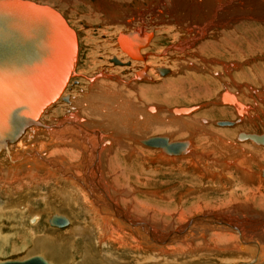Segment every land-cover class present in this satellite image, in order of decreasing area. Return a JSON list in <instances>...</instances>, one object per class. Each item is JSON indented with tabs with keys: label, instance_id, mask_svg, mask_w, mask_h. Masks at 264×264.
I'll list each match as a JSON object with an SVG mask.
<instances>
[{
	"label": "bare ground",
	"instance_id": "1",
	"mask_svg": "<svg viewBox=\"0 0 264 264\" xmlns=\"http://www.w3.org/2000/svg\"><path fill=\"white\" fill-rule=\"evenodd\" d=\"M119 1L111 0V5L121 10L117 5L120 3ZM131 1L139 2L140 5L147 3L145 11L127 7L123 13L124 16L120 18H114V14L108 13L105 19L101 20V30H96V33L105 35L104 39H100L99 43H95L98 36L92 37L86 31L84 41L87 44L95 43V48L103 51L112 42L110 37L115 34L114 30L117 27L122 28L117 24L119 22L125 28L114 35V40L117 42V37L120 34L133 33L134 37L124 39V44L125 47L128 46L129 48L136 47L137 55L132 56L131 51L123 49L117 43L120 47V50H118L119 55L114 54L112 51L110 53L111 56L114 55V58L110 56L111 59H109L115 66L105 64L108 68H103L105 70L110 69L116 76L108 74L99 76L113 80L109 81L99 77L88 79L89 85L86 92L82 90L75 98L73 96L69 98V95H67V101L61 105V111L55 108L56 103L54 102L63 96L62 93L74 74L78 50L77 34L65 17L49 6L57 11L65 23L73 29L75 53L71 59L72 65L66 84L58 96L49 103L39 105L42 99V90H33L34 87H30L28 91L32 89L37 93H33L31 97L27 94L25 99H21V97L14 98L12 89L0 88V92L4 95L0 100V154L6 152L9 161H13L19 159V157H14L12 152L25 148L20 153L26 152L29 160L37 164L35 170L30 172L29 182L9 186V189L12 193L19 194L20 192L19 195L26 192L24 197L26 199L29 196L28 187L31 186L30 184L34 185L33 188H37L35 186L39 187L40 179L38 177L41 176V170L38 165L46 166L43 169L44 173H48V177L53 178L57 186H60L61 183H68L64 187H59V194L54 197L53 201H59L61 204L57 206H61L67 213L70 212L76 218H79L80 210L76 208L74 202V197L79 196L81 207L89 216L88 225L84 229L82 228L83 231L80 233H76L78 232L76 228L70 230L69 233L72 237L80 234L84 242L76 246L78 249H74V245L68 244L69 247H67L68 245L64 244V246L66 248L71 246L70 250L73 249V251H81L82 258L80 260L85 264H104L105 256L101 255V260H96L98 254L95 251L104 248L107 242L122 246L121 241L127 245L126 249L130 248L134 251L141 250L143 252L150 247L156 249L158 252L156 259L159 256L162 258L166 256V259L160 262L164 264L170 257H176L177 255L191 258V262L199 263V260L202 259L200 255L206 249V252H208L210 245H213V250L228 251L229 253L242 252L245 248L247 250L245 254H240L242 255L241 258L248 261V263L252 261L257 263L256 258L252 260L250 258L253 257L255 250L259 253L264 252V246L259 247V244L249 246L243 235H249L247 229H254V234L264 233V224L261 220L260 222L258 220L254 222H251V220L250 222L242 221L241 216L243 215L244 202L253 203L264 211V177L261 175L263 167H257L256 172L251 169L253 164L264 163V148H261L264 145L259 146L260 144L249 139H237L238 141H244L243 145H238L235 142V133L237 132L234 133V129L224 127H219L224 129H218L214 126H233L236 123L235 121L227 120L231 121L229 125H219L216 123L217 121L214 122V125L212 123L213 116L217 115L216 113H220L219 116L231 118L237 115L239 119L245 114L247 117L244 119L243 124L237 128H243L245 131L257 129V118L254 119L253 112L247 113L250 107L240 101L250 99L244 91L242 92L246 96H240L224 89L218 96V102L216 103L223 104L222 102H226L232 106L222 105L219 111L214 113H208L206 110L203 113L189 115L199 109L201 105H182V107H191V110L186 113H177L174 109L180 108V106H175L169 110V113H171L169 114L164 107L172 101L168 99L170 97L176 99L177 96L184 97L185 94L182 93L181 89L186 90L188 86L193 89L197 85L196 82L200 80L199 69L196 66H205L210 64L208 62L214 63L216 60L213 58L205 59L206 57L200 59L197 57V60L187 58L185 64H183L181 59L178 61V58H176L170 65H167L160 61L158 63L150 61L152 57L147 59L144 48L147 47L149 39H151V32H155L154 39H156V42L172 37L173 40H177L175 43L176 48L182 51L191 49L197 44L194 48L196 51L190 55L194 59L196 52L198 54H216L228 57L234 51L235 54L241 56L240 45H245L246 49L252 51L251 54L256 49L259 52L258 49L264 50V0ZM34 3L46 5L44 2ZM153 3H156V8H159L156 13L149 8V5ZM163 11L166 16V19H164L166 23L160 20L164 18ZM124 17L126 18L124 19ZM157 17L160 19H157ZM191 32H194V35H190ZM136 42L142 45L137 46ZM54 57L55 54L47 57L52 65H54ZM261 58L263 56L251 57L248 60L253 62L255 59ZM112 59H115L116 62ZM199 61L202 63L199 64ZM194 62L198 64H194ZM230 62L219 63L227 73L229 70L239 67L235 60ZM207 67L208 70L215 68ZM171 68L185 70L181 72L182 74L175 75L172 69V75L175 76L165 78L164 76L167 73H171ZM151 75L162 82L159 84L153 83L154 79L149 80L147 78ZM204 76L209 77L208 75ZM243 76L263 86L264 62H261L260 65L257 62L254 63L253 68L248 72H243L240 78ZM187 80L188 82H185ZM193 80L195 81L193 82ZM188 83L191 84L188 85ZM180 84L183 87H180ZM240 85L237 84V87ZM206 86L202 88L197 85L196 91L202 89L205 94L209 95L211 89L208 92ZM244 86L257 97L259 102L256 106L263 109L264 88L260 87L261 89L258 91L251 82L250 85L244 83ZM157 94L163 97L161 104H157L153 100ZM192 94L195 96V92H192ZM196 95L201 96L202 94L197 93ZM37 107L39 108L38 113L32 114V108ZM46 111L49 112L43 118ZM58 112L66 115L64 121L59 122L56 119L57 123L45 125V121H52V116ZM174 113L183 115H175ZM172 114L175 116L171 117ZM21 120V128L18 131L14 124L19 123ZM99 128H101V133ZM245 131L242 132L251 133ZM44 132L47 133L49 141L39 140L38 134ZM90 133L97 136L101 135V138L93 143L89 138ZM166 133H170L171 140L186 139L181 141H188L189 147L187 142L184 152L180 154H169L160 148L163 153L160 149L157 150V157L163 162L159 161L156 165H151L155 160L149 158V150L140 144V141L142 143V140L145 139L141 140L140 137H147V139L164 137L169 142L166 136L158 135H167ZM11 136L12 139H10ZM247 140H249V144H245ZM252 142L258 146L251 144ZM16 144H18L17 147ZM198 148H200L199 151ZM9 149L12 150L9 151ZM164 153L181 156H166ZM100 154L101 167H94L95 164L99 166V162L96 161L95 157L100 156ZM28 163L29 161H26L23 164ZM159 177L165 179L164 183H169L162 186L161 191L154 187L162 185L161 183L152 184L156 183ZM143 187H151L152 189H143ZM137 191L150 193L154 197H146V199L145 197H137L134 195ZM117 200L123 205H132L133 212L137 216H128V211L124 212L119 208L116 203ZM238 201L239 203L236 204ZM187 203L190 206L185 207ZM109 207L115 215L122 213L123 216L118 217V219L126 221L129 226H125L111 214H108ZM230 211L238 213L233 214ZM149 212L150 214L147 215ZM194 214H196V217L187 220L189 216ZM238 214H241V216H236ZM140 215L149 216L163 223L167 219H171V221L174 219L180 222L176 224L181 225V227L166 231L168 233H161L157 231V224L141 220ZM33 217H38V213H33L30 219ZM65 218L68 221L66 226H68L70 220L67 217ZM30 219L28 220L30 221ZM199 219L200 221L194 223ZM185 220L187 221L183 222ZM110 222L115 225L108 227ZM144 226L148 230L147 234L140 231ZM218 229L230 231L222 232ZM100 233V238H97L96 234ZM146 238L151 239L148 241ZM184 238H186V242H178ZM35 239L36 241H34ZM0 242L2 241L0 240ZM143 242L151 246L143 245ZM33 243L36 247L40 246V249L42 247V249H46L40 239L34 238ZM225 243V246L220 245ZM45 247L52 250V244H47ZM194 251H196V255L192 254ZM52 253L50 251V254ZM36 254L54 262L53 259L44 256L43 253ZM52 257L55 258V255L52 254ZM229 258L231 256L225 257L226 260ZM200 262L204 261L200 260ZM54 263L58 264V262Z\"/></svg>",
	"mask_w": 264,
	"mask_h": 264
},
{
	"label": "rangeland",
	"instance_id": "2",
	"mask_svg": "<svg viewBox=\"0 0 264 264\" xmlns=\"http://www.w3.org/2000/svg\"><path fill=\"white\" fill-rule=\"evenodd\" d=\"M32 1L37 2V3H43L44 2L46 5L54 8L57 11H59V13H61L65 17L68 24L75 30V32L77 34L78 50H77V56L75 59L74 74L71 77L69 84L65 88L64 92L62 93V95H69V98L72 96L75 98V96L79 92H81L82 90H84L86 92L88 85H89L88 79H93V78H96L99 76H105L104 74L116 76L115 73L113 71H111L110 69L105 70L103 68H108L107 66H105V64H112L109 59H111L112 57L114 58V55L111 56L112 54L110 52L113 51L114 54L119 55L118 50H120V47L118 46L116 40H114V35H116L119 31L124 30L125 26L118 22L117 24L119 26H122V28L117 27V29L114 30L115 34H113V36L110 37V38H112V42H110L106 46V48L103 49V51L96 49L95 43H99L100 39L102 40L105 37V35L103 33H96L97 32L96 30H99V31L101 30V20L105 19V17L107 16L106 14L112 13L115 15V16L113 15L114 18H116V17L120 18V17L124 16L123 13L126 11L127 7H129V9L132 8V9L141 10V11H145V9L147 7V3L140 5V4H138L139 2H135V1H131V0H127V1L126 0H122V1L120 0L119 1L120 3L117 5H119L121 10L119 8L113 7L111 5V0H32ZM209 2H210V0H209ZM120 4H121V6H120ZM149 8L153 9L154 13H156L159 10V8H156V3L149 5ZM162 15L164 16L163 19H160L158 17H157V19L163 20V22L166 23L164 21V19H166L164 11L162 12ZM145 16H147V15L145 14ZM125 18L126 17H124V19ZM87 19H89V20H87ZM119 20H122V19H119ZM86 31H88L92 37L98 36L97 38L99 40L97 39V41L95 43L87 44L84 41V35H85ZM151 33H152V35L150 37L151 39H149L147 47L144 48V52L147 54V59H150L149 57H152L150 60L152 62L158 63L160 61V62H163L167 65H170L172 61H174L176 58H178V61H180V59H181L183 64H185V61L187 60V58H190V60L191 59L197 60V57H199V59L202 57H206L205 59H208V58L212 59L213 58L214 60H216V61H214V63L208 62L210 64L205 65V66H196L199 69L198 75L200 76V80L197 81L196 84L202 88H205V86L207 84L206 87L208 88V92L211 89L210 94L209 95L205 94L204 90H202V89L196 91V89L198 88L197 85L195 86V88L191 89L188 86L191 83H188V85H187L188 87L186 88V90H184V88L181 89L183 91L182 93L185 94L184 97L177 96L176 99L172 98V97H170V99H168L170 101L171 100L173 101V102L171 101L173 104L170 102L167 104L168 106L164 105V107L168 110V113L172 107H175V106L182 107V105L183 106H191V105L200 106L201 105V107H199V109L195 110L194 113H190L189 115L197 114V113H203L206 110L208 113L218 112L219 108H221L220 106H222V105L223 106H232L226 102H223V104L216 103V102H218V100H217L218 96L225 89V90H229L231 93H237L240 96L241 95L246 96V94H247V97L250 100H248V101L240 100V101H241V103L248 105L250 107V109L248 110L247 113L253 112V116H255L254 119L257 118L256 120L258 122V127H257V129H253L250 131H245V129H243V128H237L238 126H241L243 124L244 119L247 117L245 114L243 115V117L241 119H239L237 115H235V117L231 118V117L219 116L218 114H220V113H216L217 115L213 116V119H212L213 125H214V122L218 121V120H231V121L236 122L235 125H233V126H217V125H214V126L217 127L218 129H224V128L234 129V133L235 132L238 133V131H245V132L257 133V134L264 132V111H263L264 108L262 107L263 109H260L256 106L257 103L259 102L257 97L255 95H253L247 88H245L244 83H247L250 85V82H251L253 84V87L256 88L258 91H259V89L264 88V85L261 86L259 83L251 81V80H249V78L244 77V76L242 78H240L241 74L243 72H248L251 68H253L254 63L257 62L260 65L261 62H264V50L263 49H258L259 52H257V49H256V51L251 54L252 51H250L249 49H246L245 45H240L241 52H242L241 56L235 54L234 51L231 54H229L228 57L223 56V55H216V54H198L196 52V57L194 59L193 57L191 58L190 55H192V53L194 51H196L194 48L197 46V44L195 47H193L191 49L182 51V50H179L176 48L175 43L177 40H173L172 37L166 38L160 42H156V39H154L155 32H151ZM190 35H194V32H191ZM122 52H123V50H122ZM239 53H240V51H239ZM126 55H128V54H126ZM110 56H111V58H110ZM258 56H263V58L255 59L253 62L248 60L251 57H253V58L257 57L258 58ZM104 59H105V61L107 59V61L105 62ZM234 60L236 63H238L239 67H236L234 69L229 70L230 72L228 71V73L219 64L220 62L231 63L230 61L234 62ZM201 63L202 62L199 61V64H201ZM194 64H198V63L194 62ZM239 64L241 65V67ZM113 66H115V65H113ZM207 66H210L212 68L215 67V68L213 70H208ZM167 68H170V67H167ZM172 69L173 68H171L170 74L167 73V75L164 76L165 78H169V77H173L175 75L182 74L181 72L183 70H185V69H179V68L173 69V72H174L173 74H175V75H172ZM205 69H206V71H204ZM156 70H157V68H156ZM188 71H190V70H188ZM157 73H158V71H157ZM214 73H216V74H214ZM101 74H103V75H101ZM158 75H159V73H158ZM204 75H208L209 77L207 78ZM151 76H148L147 78H149V80L154 79L153 83L159 84L160 82H162L158 78H155L153 76L151 77ZM161 77H163V76H161ZM99 78H101V77H99ZM101 79H106L109 81L113 80V79H108V78H101ZM194 81L195 80H193V82ZM185 82H188V80ZM204 83H205V85H204ZM237 84L238 85L241 84L240 85L241 87L240 86L237 87ZM180 87H183V86L181 85ZM184 87H186V86H184ZM74 90H75V92H74ZM157 91H159V90H157ZM242 91H244L246 94H243ZM192 92L193 93L195 92V94H194L195 96H193ZM197 93H199V95L200 94H202V95L197 96L196 95ZM195 97H198V98L195 99ZM162 98L163 97L161 95L157 94L153 98V100L156 101L157 104H161ZM54 103H56L55 108L58 111H61L62 110L61 105L66 103V101H62L61 99H58ZM263 103H264V101H263ZM48 112L49 111H46L44 113L43 118H45V116L48 114ZM169 114H171V113H169ZM189 115H187V116H189ZM173 116H175V115L172 114L171 117H173ZM65 117H66V115L64 113L58 112L57 114L52 116V118H51L52 121L51 120L45 121V125L48 126L49 123H54V122L57 123L58 121L62 122V121H64ZM53 119H55V120H53ZM219 127H224V128H219ZM89 128L93 129L92 127H89ZM99 129H100V133H101V128H99ZM237 133H235V142L238 145H243L244 141H238L236 139ZM166 134L167 135H161V134H158V135L166 136L168 138L169 142L186 140L184 138H179V139L177 138L176 140H171L170 138L172 136H170V133L169 134L166 133ZM38 135H39V140L49 141V139H48L49 137H47L46 132L39 133ZM156 135H154V136H156ZM150 136H153V135H150ZM89 138H90V140H92L93 143H96V141L101 138V135L97 136L96 134L90 133ZM140 139L141 140L147 139V137H140ZM193 140L196 143L195 139H193ZM248 141L249 140H247V143H245V144H249ZM140 144L149 150L148 151L149 152L148 153L149 158L155 160L154 162L151 163V165H156L157 162H159V161L163 162V160H161L157 157V150H159L160 148L149 147V146L143 145L141 143V141H140ZM251 144L256 145L253 142ZM17 146H18V144H16V147ZM188 146H189V142H188ZM256 146H258V145H256ZM259 146H261V145H259ZM261 148H264V146H261ZM24 149L25 148L17 149L16 151L12 152V155L14 157H19V159H15L13 161H9L6 152H4V153L2 152L3 153V154L1 153L2 155L0 154V240L2 241V242H0V251L4 252V254H0V259L16 258V257L17 258H23V257H27L29 255H32L34 253L35 254L36 253H43L44 256H47L48 258L53 259V261L58 262V264H85L80 260L82 258L81 257L82 256L81 251L80 252H77L76 250L73 251V249L70 250L71 246H70V248H66L64 246V244L65 245H68V244L74 245L73 246L74 249H78V247H76V246L81 245L84 242V240L80 236V234L79 235L75 234L76 237H72L69 233L70 230H72L73 228H76L78 230V232H76V233H80L83 231L84 227L88 225L87 222L89 221V216H88V214H86L84 212V209L81 207L82 205H81L79 196L74 197V202L76 204V208L80 210L79 218H76L75 215L71 214L70 212L67 213L64 208H61V206H57V205L61 204L59 201H57V200L53 201L54 197H56L59 194V187H64V185L66 186V185H68V183H64V184L61 183V184H59L60 186H57L54 183V179L51 177H48V173H44L43 169H45L46 166L38 165V168L41 170L40 171L41 176L38 177L40 179V180L38 179L40 181L39 187L35 186L37 188H33L34 185L30 184L31 186L28 187L29 196H27L26 199H24V197L26 196V192L23 193V195H19L20 192H19V194H16V193H12L10 191L9 186L19 185L22 182H29L30 172L34 171L35 167L37 165L36 163L29 160V156L26 152L20 153V151H23ZM11 150L12 149H9V151H11ZM199 150H200V148H198V151ZM161 153H163L162 150H161ZM164 155H166V156H177V157L181 156V155H167L165 153H164ZM98 156H96L95 158H96V161L99 162L98 163L99 166L95 164L94 167H96V166L101 167V165H100L101 164V162H100L101 154L99 157ZM26 161H29V163L23 164ZM260 166H262L264 168V163L263 164L261 163L258 165L253 164L251 169H252V171L256 172V170L258 168H260ZM50 178H51V180H50ZM164 180L165 179L163 177H159L158 181L156 183H152V184H160L161 183L162 185L154 186V187L158 188L159 191H161L162 186H166L167 184H169V183H164ZM139 185L143 186V184H141V183H139ZM143 189H152V188L151 187H143ZM134 195L137 197H141V198L145 197V199H146V197H148V198L154 197L153 195H150V193H145L144 191H143V193H141L140 191H137L134 193ZM94 196L96 197L95 192H94ZM41 200L42 201L44 200V202L42 203ZM240 201L243 202L242 200H240ZM116 203L122 211H124V212L128 211V213H127L128 216H132V217L137 216V214L133 212V206L132 205H123L119 202V200H117ZM238 203H239V201L236 202V204H238ZM243 205H244L243 206V215L241 216V214H238L236 216H241V218L243 219L242 221L246 220V222H250V220H251V222L252 221L254 222V221L258 220L260 222V220H261V222L264 224V211L263 210H261L259 207L255 206L253 203H250V202H244ZM24 206H25V208H24ZM188 206H190V204H188V203L185 204V207H188ZM35 212L38 213V217H36V218L33 217L30 219L31 215H33V213H35ZM55 213H58V214H61V215H64L65 217H67L70 220L69 225L66 227H63V228L50 226L47 222V219H48V217H50V215L55 214ZM107 213L111 214L115 219H117L119 222H121L125 226H129V224L126 221H121L118 219V217L123 216L122 213H120L119 215H115L114 211L110 207L108 208ZM230 213L235 214L238 212L230 211ZM149 214H150V212L147 215H149ZM196 214H198V213H196ZM196 214L189 216L187 218V220L196 217L195 216ZM139 218L141 220L147 222V223L153 222V223L157 224L158 225L157 231H159L161 233H163V232L168 233L166 231L176 230L179 227H181V225L178 226L176 224V223H180V222H177L174 219L172 221H171V219H167L166 222L163 223V222L154 220V219L150 218L149 216L140 215ZM28 219H30V221ZM200 219H202V218H200ZM200 219L194 221V223L200 221ZM102 220H101V222H102ZM187 220H185L183 222H186ZM169 221H171L174 224H172ZM162 223H163V225H162ZM110 225H115V224L110 222L108 227ZM195 225H197V224H195ZM250 226H252V225L250 224ZM184 230H186V229H184ZM218 230L222 231V232L230 231L227 229H218ZM140 231H143L146 234L148 233V230L146 229L145 226ZM247 231H248L249 235H247V236L243 235V238L245 239L246 243L249 246H253L256 244H259V247L264 246V233L261 232V233L254 234V232H255L254 229H247ZM141 234H143V233L141 232ZM156 234H158V233H156ZM100 236H101V233L96 234L97 238H100ZM34 238L40 239L44 243V248H46V249H42L43 247L40 249L39 248L40 246L36 247L33 243ZM49 238H50V240H48ZM150 239L146 238V240H148V241ZM73 240H74V242H73ZM138 240H140V239H138ZM34 241H36V239ZM186 241H187L186 238H184L178 242L184 243ZM47 244L48 245L52 244V250L49 248L50 246L45 247ZM69 245L67 247H69ZM121 245L122 246L117 245V244H113L112 242H107V244L104 246V248H101V249L99 248L98 250L95 251L98 254V258H96V260H101V255H102V256H105L104 260H105L106 264H164V263H160V262L163 259H166V256H164V258L159 256L160 260H159V258L156 259L158 252L156 251V249H153L152 247H150L151 249L147 248V249H145L147 251L142 252L141 250L134 251L133 249H130V248L126 249L127 245L125 243H123L122 241H121ZM137 245H138V243H137ZM143 245H149V244H147L146 242H143ZM220 245L225 246L226 243L224 245L223 244H220ZM149 246H151V245H149ZM212 246L213 245L209 246L208 252H206V250H207L206 249L203 252V254L200 255V257H202V259H200V260L204 261L202 263L200 262V260H199V263L191 262L190 261L191 258H184L181 255H177L176 257L175 256L170 257L167 260V262L165 261V264H203V263L204 264H241L242 261H243L242 264L248 263V261L243 260L241 258L242 255H240V254H245V252L247 250V249L245 250V248L242 252L236 251L234 253H229L228 251L220 252L221 250L220 251L213 250ZM65 249H68V250H65ZM104 250H106V251H104ZM50 251L53 252L52 254L55 255V258L52 257V254H50ZM192 254L196 255V251L192 252ZM106 255H107V257H106ZM148 255H149V257H148ZM154 255H155V257H154ZM226 256H231V258L227 259L229 261H227L225 259ZM253 258H256L258 260L257 263L252 261L251 263H248V264H264V252L259 253V252H257V250H255L253 257L250 259L252 260ZM136 260H137V262H136ZM96 263H98V262H96ZM98 264H101V263H98Z\"/></svg>",
	"mask_w": 264,
	"mask_h": 264
},
{
	"label": "water",
	"instance_id": "3",
	"mask_svg": "<svg viewBox=\"0 0 264 264\" xmlns=\"http://www.w3.org/2000/svg\"><path fill=\"white\" fill-rule=\"evenodd\" d=\"M133 33L120 34L117 43L123 49L137 55V49L125 47L124 39H132ZM22 42V44H20ZM140 46L139 42H136ZM75 53V36L60 14L46 5H39L29 0H0V88L13 90L14 98L25 99L28 94L42 90L39 105L54 100L66 84L71 68V59ZM55 54L54 65L47 59ZM112 61L116 62L115 59ZM30 87H34L28 91ZM33 91V92H32ZM4 95L0 92V100ZM67 101V95L60 97ZM191 107L174 109L177 113H186ZM39 108H32V114H37ZM21 121L14 126L18 131ZM219 125H229L231 121L216 122ZM12 139V136L10 137ZM236 139H249L254 143L264 145V132L260 134L239 131ZM142 143L159 147L169 154H180L185 150L186 141L168 142L164 137H151ZM264 177V168L261 169ZM50 226L64 227L68 221L64 216L52 214L47 219ZM0 264H55L42 255L33 254L23 259L8 258L0 260Z\"/></svg>",
	"mask_w": 264,
	"mask_h": 264
},
{
	"label": "crops",
	"instance_id": "4",
	"mask_svg": "<svg viewBox=\"0 0 264 264\" xmlns=\"http://www.w3.org/2000/svg\"><path fill=\"white\" fill-rule=\"evenodd\" d=\"M223 103V102H222ZM150 108H152V107H150ZM175 115H183V114H176V113H174ZM189 147V146H188ZM187 147V148H188ZM0 254H4V252H2V251H0ZM5 259V258H4ZM1 260V259H0Z\"/></svg>",
	"mask_w": 264,
	"mask_h": 264
}]
</instances>
